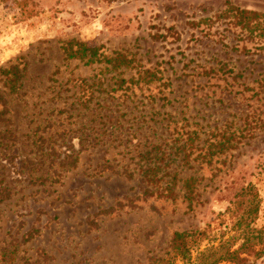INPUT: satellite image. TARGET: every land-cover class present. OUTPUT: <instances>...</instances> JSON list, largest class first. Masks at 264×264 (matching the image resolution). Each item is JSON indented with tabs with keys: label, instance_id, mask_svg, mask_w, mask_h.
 Wrapping results in <instances>:
<instances>
[{
	"label": "rangeland",
	"instance_id": "374dc122",
	"mask_svg": "<svg viewBox=\"0 0 264 264\" xmlns=\"http://www.w3.org/2000/svg\"><path fill=\"white\" fill-rule=\"evenodd\" d=\"M226 2L264 14V0H0V264H182L174 233L197 243L192 259L237 236L230 202L247 184L264 230V43L214 19ZM76 42L96 47L100 61L65 59ZM10 66L20 71L15 89L2 74ZM106 85L115 89L107 97ZM93 91L101 115L103 97L116 106V135L131 131L136 114L230 141L222 155L212 149L211 164H192V203L143 194L137 140L79 142L103 122L80 125L70 112ZM69 147L82 150L68 171L30 172L48 168L50 148L59 160ZM125 170L133 177L115 174ZM246 264H264V254Z\"/></svg>",
	"mask_w": 264,
	"mask_h": 264
},
{
	"label": "trees",
	"instance_id": "16d2710c",
	"mask_svg": "<svg viewBox=\"0 0 264 264\" xmlns=\"http://www.w3.org/2000/svg\"><path fill=\"white\" fill-rule=\"evenodd\" d=\"M225 5V9L214 18L215 20L228 21L227 23L231 27L237 28L240 32L247 33L252 39L264 43L263 13L241 9L229 2H226ZM75 45V49L69 47L67 52L65 51V59L83 60L86 64L100 61L96 47H90L77 42ZM262 48H264V44ZM106 61L110 62V60ZM2 74L11 77L8 79L10 89H15L21 80L20 71L17 66L8 67L2 71ZM103 91L107 97L115 89L106 85ZM94 92L97 91L90 93L89 98L85 101L80 102L78 100L82 98H79L74 101L75 103H72V106L75 105L76 108L73 109L72 107V110H70L71 115L74 116L73 112H76L75 118H80L77 120L80 125L85 123L89 117L93 119L100 116L101 120H103L97 126L91 127L89 133L81 134L78 137L79 142L85 146L86 144L90 146L95 143L110 141H120L128 144L132 143L133 139L137 140V146L143 145L144 148L137 153L136 164L139 172L142 174V183H145L143 194L145 196H158L173 200L182 193L184 201L189 202V204L192 203L196 197V178L194 175H190L188 171L193 170V165L200 159L201 163L205 161L206 164H211L214 155H216L212 149L218 148L220 154L217 155H222L225 151L229 150L228 148L231 146L230 141L223 135H219L216 143H212L209 139L200 140L197 136L192 138L196 134L195 132L184 133V129L181 130V133L174 132L168 128V124L159 125L157 121L152 120V117L149 120H152L154 124L150 125V121L142 119L143 116L134 115L133 110H136L137 106L132 107L130 112L127 111V115H134L133 118L136 120V125L128 128L131 131L125 137L122 136L123 133L116 135L120 127H124L119 117L115 116V111H113L116 106L108 107L110 102L103 97L102 101L98 103L102 108L101 110L105 111L101 115V112H97L96 108L90 107L91 101L100 99V95H94ZM78 105L81 108H78ZM147 116H152V114L146 113L145 118ZM98 125H102V127ZM91 130H94L93 133ZM101 130H103L102 133H100ZM184 135L185 137L182 138ZM81 150L74 151L73 147L66 148L62 153V158L57 160L52 158V153L54 154L55 149L50 148L51 152L46 154L50 161L48 168L44 171L33 169L30 172H41L43 176H46L51 171L52 177L59 176L61 171H68L70 167L74 166ZM199 150L203 151L204 154L198 153L194 159H191L192 155ZM41 156H45V153ZM37 158H39V162L35 168L40 166L39 164H42L41 157ZM56 163L58 164L57 167L54 166ZM134 173V171L128 170L121 173L115 172V174L125 175L127 178H132ZM230 184L234 188L236 183L232 181ZM229 210L231 219L234 222L233 229L237 236L234 235L228 239L220 240L217 245L212 244L202 251H197L195 258L192 259L191 253L193 248L197 246V243L195 241L191 243L188 240L189 233H174L171 240V249L174 256L179 258L182 264H246L250 257L254 259L262 257L264 254V230L257 229L254 226L258 212V193L256 189L250 184L235 187ZM237 241H240L238 246L235 245ZM160 262L161 264H176L173 259L169 258L162 259Z\"/></svg>",
	"mask_w": 264,
	"mask_h": 264
}]
</instances>
